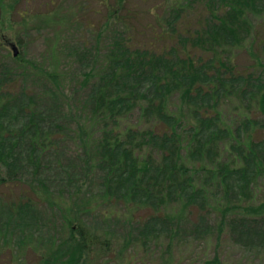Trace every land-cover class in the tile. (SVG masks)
Masks as SVG:
<instances>
[{"label":"rangeland","instance_id":"1","mask_svg":"<svg viewBox=\"0 0 264 264\" xmlns=\"http://www.w3.org/2000/svg\"><path fill=\"white\" fill-rule=\"evenodd\" d=\"M115 1L118 0H108V4ZM186 1L190 8L185 7L183 13L179 12L172 21V9L177 10ZM125 2L128 7L134 6L143 14L149 9L152 13L149 17L155 14L154 18L176 23L184 34L188 32L187 35L192 36H196L197 31L203 27L199 29L200 23L206 22L209 17L205 0ZM245 15L243 21L248 29L239 37L238 46L223 45L218 52L230 62L234 72L239 74L237 76H244L245 80H249V77L250 80L254 77L256 80H264V51L259 45H264V8H252ZM105 16L106 9L101 0H0V93H4L0 95V107L4 103H8L11 108L28 104L41 114L43 120L40 127L53 136L52 148L42 156L41 172L44 171L46 175L49 201L55 203L52 206L44 203L43 193L46 192L38 190L37 195L41 199L34 201L35 208L31 205L34 217L20 231L9 220V210L14 208L11 205L15 199H19L20 194L28 192L26 189L30 184L36 186L41 179L32 176L31 168L28 167L21 178L18 176L21 183L6 181L0 184V264H64L66 260L63 256H55L63 248L69 236L68 227L74 222H79L96 234L100 243H108V246L99 244L90 248L75 264H202L213 257H217L219 264H264V245L258 248L251 241L249 245L245 240L233 238L230 234V216L222 223L221 240L216 245L215 237L223 202L210 201L202 204V208H194L192 215L189 213L182 216L175 236L170 238L164 229L156 235L143 232L144 225L152 216L148 209L140 208L131 216L129 210H124L122 206L110 205L98 199L100 174L95 171L81 172L84 152L78 141L88 143L100 137V129L95 126L91 116V91L98 74L106 66L111 36L119 33L126 38L130 34L122 22L117 21L114 26L110 23L111 27L109 24L104 26L102 21ZM120 21H123L122 17ZM145 22L149 23V20L144 18ZM132 24L135 27V23ZM155 25V34L145 36V32H142L141 35L133 36V39L146 49L150 45L155 50L165 49L168 52L174 44L175 36L170 35L168 30L158 35L159 30ZM177 34L182 33L180 31ZM11 43H15L18 49L17 57H13L9 47ZM181 53L204 62L209 61L211 56L208 52L190 46L183 47L175 55ZM90 68L94 73L89 82L84 84L82 78ZM224 88L223 93H217L221 98L217 107L212 108L205 99L208 102H204L203 112L207 114L201 112V115L212 117L218 108L221 127H228L232 131L235 128H232L229 120L248 115L254 125H250L247 129L249 131L243 133H251L257 140H263L264 113L258 104L259 92L255 90L254 96L242 99L245 88L229 85ZM178 95L177 92L173 93L169 100L172 112L179 109ZM143 96L146 101L151 100L152 87L146 88ZM136 107L124 119V125L129 129L145 123L142 119L145 116L144 109ZM186 115V118L189 117ZM149 119L152 120V117ZM121 129L125 132L127 128ZM235 141H238V137H230L226 149L219 144L220 161H234L232 157L240 150ZM203 167L214 168L208 163L195 162L190 168L192 171L197 169L207 172L201 169ZM206 178V175L200 174L196 181L197 187L206 186ZM203 189L198 199L215 195L211 186ZM220 198L224 202L229 201L227 203L230 205L241 207L263 202L264 175H260V181L252 191L241 193L235 189L228 196L226 189H223ZM8 201L11 204L8 205ZM31 206L29 208L33 210Z\"/></svg>","mask_w":264,"mask_h":264},{"label":"trees","instance_id":"2","mask_svg":"<svg viewBox=\"0 0 264 264\" xmlns=\"http://www.w3.org/2000/svg\"><path fill=\"white\" fill-rule=\"evenodd\" d=\"M125 1L118 0L109 5L108 0H101L106 9L102 21L104 26L109 24L111 27L110 23L114 26L117 21L122 22L129 29L130 37L127 35L124 38L119 33L111 36L106 66L94 82L90 98L91 116L101 134L96 141H78L84 152L81 172L95 171L100 174V202L122 206L124 210H129L131 216L140 208L148 209L152 216L144 225L143 232L156 235L164 229L172 238L182 216L192 215L194 208H202V204L210 201L223 202L216 245L221 240L222 223L230 216L231 236L245 240L249 245L251 241L261 248L264 245V201L241 207L222 201L220 196L223 189L229 196L235 189L243 193L252 191L257 185L260 175H264V139L257 140L251 133H243L254 125L248 115L230 119L229 124L235 128L232 131L228 127H221L218 108L212 117L201 115V112L205 109L204 102L209 101L211 107L220 103L221 98L217 93H223L226 89L224 86L229 85L245 88L242 99L254 96L255 90L259 92L258 104L264 113V80H256V77L254 81L250 77L245 80L244 76H237L239 74L234 72L230 62L218 52L223 45L238 44L239 37L248 29L243 21L245 13L252 8H264V0H205L209 17L206 22L200 23L199 29L203 27L196 36H189L188 32L184 34L176 23L154 18L155 14L149 17L152 14L149 9L143 14L134 6L128 7ZM187 3L180 4L177 10L172 9V21L179 12L183 13L185 7L190 8ZM121 17L123 21H120ZM144 18L149 23H143ZM153 24L159 30L158 35L168 30L170 35L175 36L168 52L165 49L155 50L150 45L146 49L133 39L142 32H145V36L155 34ZM180 31L182 34L178 35ZM259 45L264 51L263 43ZM186 46L208 52L211 54L210 60L204 62L190 55L192 59L185 53L175 55ZM93 73L90 68L82 82L88 83ZM260 82L262 85H259ZM148 87H152L153 97L146 101L143 93ZM175 92L179 93L180 104L179 109L172 112L169 100ZM3 94L0 93L1 96ZM19 105L11 108L4 103L0 107V184L19 182L28 167L32 176L41 179L36 186L30 184L26 189L29 193L20 194L19 199H15L11 205L14 208L9 210V220L22 231L34 217V201L41 199L37 195L38 190L46 192H42L45 195L44 203H50V206L55 203L49 201L46 175L44 171L41 172L42 156L52 148L53 136L40 127L43 120L41 114L28 104ZM134 107L144 109L142 119L145 123L129 129L124 125V119ZM186 114L189 117L186 118ZM122 127L127 128L125 132ZM235 136L238 137L235 144L240 150L232 157L234 161H220L219 144L226 149L230 137ZM193 162L208 163L214 168H201L207 172L192 171L190 167ZM200 174L207 176L204 182L208 184L204 187H197ZM210 186L215 195L198 199L204 192L203 188ZM80 189L81 186L76 191ZM8 202V205L11 204ZM68 228L69 236L55 256H63L66 260H63L64 264H75L96 245L108 246L107 241L100 243L98 236L79 222H74ZM50 260L55 261L54 258ZM202 264H219V260L213 257Z\"/></svg>","mask_w":264,"mask_h":264},{"label":"water","instance_id":"3","mask_svg":"<svg viewBox=\"0 0 264 264\" xmlns=\"http://www.w3.org/2000/svg\"><path fill=\"white\" fill-rule=\"evenodd\" d=\"M9 47L12 49L13 57H16L17 54H18V49H17L16 45L13 44V43H11V44L9 45Z\"/></svg>","mask_w":264,"mask_h":264}]
</instances>
